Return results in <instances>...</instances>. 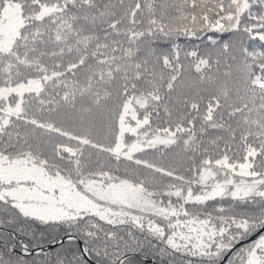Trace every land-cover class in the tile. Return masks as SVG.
I'll list each match as a JSON object with an SVG mask.
<instances>
[{
    "label": "snow or ice",
    "instance_id": "snow-or-ice-1",
    "mask_svg": "<svg viewBox=\"0 0 264 264\" xmlns=\"http://www.w3.org/2000/svg\"><path fill=\"white\" fill-rule=\"evenodd\" d=\"M0 264H264V0H0Z\"/></svg>",
    "mask_w": 264,
    "mask_h": 264
}]
</instances>
